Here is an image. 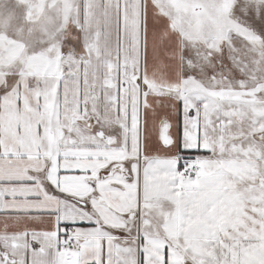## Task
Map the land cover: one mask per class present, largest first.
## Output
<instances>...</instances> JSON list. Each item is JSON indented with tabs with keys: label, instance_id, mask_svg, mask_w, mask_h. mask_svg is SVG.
<instances>
[{
	"label": "crops",
	"instance_id": "obj_1",
	"mask_svg": "<svg viewBox=\"0 0 264 264\" xmlns=\"http://www.w3.org/2000/svg\"><path fill=\"white\" fill-rule=\"evenodd\" d=\"M75 23L56 103L54 80L0 76V264H164L165 243L236 237L264 207V0H75ZM194 50L210 76L189 92Z\"/></svg>",
	"mask_w": 264,
	"mask_h": 264
},
{
	"label": "rangeland",
	"instance_id": "obj_2",
	"mask_svg": "<svg viewBox=\"0 0 264 264\" xmlns=\"http://www.w3.org/2000/svg\"><path fill=\"white\" fill-rule=\"evenodd\" d=\"M76 27L75 0H0V76L4 82L3 91L14 87L19 76L30 80L28 86L36 85L37 81L43 86V82L54 80L50 87H53L52 99L56 103L59 88L57 76L67 72L62 60L72 50L69 45H74ZM206 55L210 54L202 50L184 51V90L192 92L198 89L199 83L195 82L210 76ZM228 61L230 66L233 65L230 56ZM230 66L228 74L234 76L235 70ZM228 86L234 88L235 84ZM243 86L248 93H245V98L250 99L251 92L258 95L255 89L258 85ZM261 95L259 101L264 102V92ZM254 99L258 100L257 97ZM243 155L257 156L256 152L246 148ZM257 167L264 172V162L257 164ZM237 213V217L244 222L241 227H236V237L241 238L238 242L233 241L236 237L229 236L226 238L229 242L222 239L214 243H190L186 247L165 243L164 264H264V240L257 242L250 239L254 237L253 233L251 237L246 233V230L259 228L264 237V207H240ZM241 221L240 224L243 223ZM229 232L232 235V231ZM142 256H145L144 251ZM145 261L155 264L151 260ZM157 261L158 264L163 263L159 259Z\"/></svg>",
	"mask_w": 264,
	"mask_h": 264
},
{
	"label": "built area",
	"instance_id": "obj_3",
	"mask_svg": "<svg viewBox=\"0 0 264 264\" xmlns=\"http://www.w3.org/2000/svg\"><path fill=\"white\" fill-rule=\"evenodd\" d=\"M184 172L186 173V175L188 176L189 179L195 180L198 177L199 168L195 164L187 163L185 165ZM71 231L72 230L70 229V232ZM70 232L67 235H64L62 237V244H63L64 248H66L68 251L73 250L74 242H75L74 236ZM5 259H7L10 262H12V261L14 262V259L8 255H5Z\"/></svg>",
	"mask_w": 264,
	"mask_h": 264
},
{
	"label": "trees",
	"instance_id": "obj_4",
	"mask_svg": "<svg viewBox=\"0 0 264 264\" xmlns=\"http://www.w3.org/2000/svg\"><path fill=\"white\" fill-rule=\"evenodd\" d=\"M189 153H196V152H189Z\"/></svg>",
	"mask_w": 264,
	"mask_h": 264
}]
</instances>
